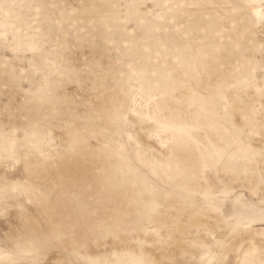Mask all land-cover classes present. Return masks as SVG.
Returning <instances> with one entry per match:
<instances>
[{"label":"rangeland","instance_id":"374dc122","mask_svg":"<svg viewBox=\"0 0 264 264\" xmlns=\"http://www.w3.org/2000/svg\"><path fill=\"white\" fill-rule=\"evenodd\" d=\"M0 264H264V0H0Z\"/></svg>","mask_w":264,"mask_h":264}]
</instances>
